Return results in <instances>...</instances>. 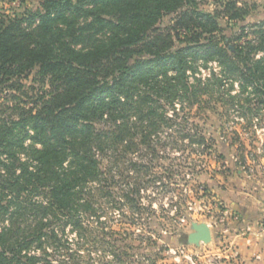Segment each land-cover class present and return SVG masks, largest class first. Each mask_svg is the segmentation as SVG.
Returning a JSON list of instances; mask_svg holds the SVG:
<instances>
[{
  "label": "trees",
  "instance_id": "obj_1",
  "mask_svg": "<svg viewBox=\"0 0 264 264\" xmlns=\"http://www.w3.org/2000/svg\"><path fill=\"white\" fill-rule=\"evenodd\" d=\"M179 1L44 0L23 19H0V85L14 89L36 70L34 79L49 86L32 106L0 103V264H54L70 250L67 227L88 240L90 217L101 218L96 193L104 192L107 180L100 156L119 146L154 147L155 135L179 117L167 115L166 104H193L207 90L201 77L190 80L200 52L195 47L206 46L203 56L217 58L244 92L261 95L264 106V29L231 45L226 35L219 38L217 14L203 11L180 12L171 27H157ZM90 3L119 10V20L109 21L111 36L86 48L56 49L47 36H58L52 23ZM36 19L42 36L23 24ZM175 38L190 45L175 47ZM100 228L99 235L105 232ZM103 240L95 238L97 248ZM108 243L122 259L116 242Z\"/></svg>",
  "mask_w": 264,
  "mask_h": 264
},
{
  "label": "rangeland",
  "instance_id": "obj_2",
  "mask_svg": "<svg viewBox=\"0 0 264 264\" xmlns=\"http://www.w3.org/2000/svg\"><path fill=\"white\" fill-rule=\"evenodd\" d=\"M43 1L0 0V19H23ZM178 4L176 12L164 11L157 27H171L180 12L203 11L217 14L219 38L226 35L231 45L253 39L257 34L252 31L264 29V0H180ZM85 5L82 12L52 23L58 36H47L59 51L86 48L111 36L109 21L119 20V10L101 3ZM237 13L242 18L235 21L232 17ZM28 23L23 22L27 29L39 36L45 33L39 19ZM174 45L190 44L175 38ZM205 48H194L200 51L197 71L190 70L189 75L191 81L201 77L207 90L193 104L189 100L166 104L167 115L179 117L155 135L154 147L119 146L100 156L107 179L104 192L96 193L101 218L98 222L90 217L87 241L67 227L70 250L52 255L54 264H246L234 241L239 216L224 196L228 193L234 199L264 189V106L259 103L261 95L244 92L240 79L229 77L217 58L203 56ZM262 54H255V59ZM35 73L18 79L14 89L9 83L0 85V103L32 106L37 95L49 88L34 79ZM127 173L130 176L125 177ZM101 225L107 233L99 235ZM200 225H208L212 236L196 243L190 237ZM98 236L106 242L99 248L94 242ZM110 241L116 242L122 259L111 254Z\"/></svg>",
  "mask_w": 264,
  "mask_h": 264
},
{
  "label": "crops",
  "instance_id": "obj_3",
  "mask_svg": "<svg viewBox=\"0 0 264 264\" xmlns=\"http://www.w3.org/2000/svg\"><path fill=\"white\" fill-rule=\"evenodd\" d=\"M227 194L224 198L229 202L228 207L239 216L234 241L240 245L246 264H264V234L260 228L264 218V189L237 195L234 199Z\"/></svg>",
  "mask_w": 264,
  "mask_h": 264
},
{
  "label": "water",
  "instance_id": "obj_4",
  "mask_svg": "<svg viewBox=\"0 0 264 264\" xmlns=\"http://www.w3.org/2000/svg\"><path fill=\"white\" fill-rule=\"evenodd\" d=\"M211 236L210 227L208 225H200L197 228V232L191 235L190 239L191 241L198 243L200 240H210Z\"/></svg>",
  "mask_w": 264,
  "mask_h": 264
},
{
  "label": "built area",
  "instance_id": "obj_5",
  "mask_svg": "<svg viewBox=\"0 0 264 264\" xmlns=\"http://www.w3.org/2000/svg\"><path fill=\"white\" fill-rule=\"evenodd\" d=\"M260 228H261L262 233H264V218L260 222Z\"/></svg>",
  "mask_w": 264,
  "mask_h": 264
}]
</instances>
